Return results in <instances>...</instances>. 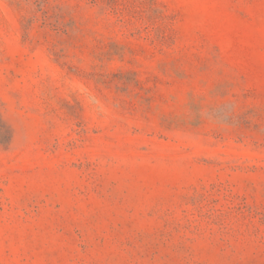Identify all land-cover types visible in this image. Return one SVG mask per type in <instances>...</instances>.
Here are the masks:
<instances>
[{"label":"rangeland","instance_id":"374dc122","mask_svg":"<svg viewBox=\"0 0 264 264\" xmlns=\"http://www.w3.org/2000/svg\"><path fill=\"white\" fill-rule=\"evenodd\" d=\"M0 264H264V0H0Z\"/></svg>","mask_w":264,"mask_h":264}]
</instances>
